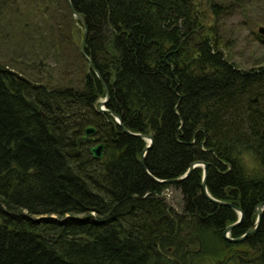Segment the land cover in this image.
I'll use <instances>...</instances> for the list:
<instances>
[{
    "label": "trees",
    "instance_id": "16d2710c",
    "mask_svg": "<svg viewBox=\"0 0 264 264\" xmlns=\"http://www.w3.org/2000/svg\"><path fill=\"white\" fill-rule=\"evenodd\" d=\"M69 2L82 24L64 0L5 9V29L19 17V39L0 58V264H174L191 244L185 231L212 257L249 247L222 240L233 213L202 197L200 167L175 185L190 219L163 204L170 185L138 165L145 142L97 113L104 89L78 45L85 28L104 108L152 138L143 160L150 176L172 180L205 163L212 198L253 203L264 201V59L238 69L215 36L196 35L195 0ZM88 126L95 142L80 140ZM95 143L104 144L101 159L89 155Z\"/></svg>",
    "mask_w": 264,
    "mask_h": 264
},
{
    "label": "rangeland",
    "instance_id": "374dc122",
    "mask_svg": "<svg viewBox=\"0 0 264 264\" xmlns=\"http://www.w3.org/2000/svg\"><path fill=\"white\" fill-rule=\"evenodd\" d=\"M195 1L197 5L199 4V12L203 18L202 31L198 30L196 35L200 36L202 33L205 36L207 32V37L210 35L215 36L221 42L220 49L238 69L247 70L262 63L264 44L260 43L258 39L264 40V33L259 34L257 30L258 28L264 30V0ZM4 2V5L0 4V40L2 38L3 43V45H0V58L5 59L3 62H6L7 57L16 50L15 45L19 37L13 38L12 32L18 29V24L13 19L18 20L19 17H13L12 14L11 29H5V21L10 18L9 10H5L7 9L6 6L11 5L12 2L15 3V0H5ZM212 5L215 6L214 14L212 13ZM22 8L26 10L25 5L21 2L19 10L15 8L14 14L18 16V12ZM27 19H30V17L24 18V20ZM194 46H197V41ZM23 47L26 49L27 44ZM50 65L53 64L50 63ZM52 75H55V72ZM102 100L103 98H100L98 103ZM103 109L105 108L103 107ZM246 160L245 162L248 163L249 159ZM245 170L249 171L246 167ZM177 201L178 199L175 198L173 203Z\"/></svg>",
    "mask_w": 264,
    "mask_h": 264
},
{
    "label": "flooded vegetation",
    "instance_id": "af4514ba",
    "mask_svg": "<svg viewBox=\"0 0 264 264\" xmlns=\"http://www.w3.org/2000/svg\"><path fill=\"white\" fill-rule=\"evenodd\" d=\"M206 174H207V170H206ZM168 185H170V187L167 190H165L162 194L163 204L164 202L169 203V205H165V204L164 205L175 216L183 215L188 219H190L186 214H183V210H184L183 201L180 191L178 190V188L175 187V185L177 184H168ZM262 189H264V184H262ZM175 198H177L178 201L176 203H173ZM217 201L234 207L232 208L228 206H216L209 202L216 210L227 209L233 213V221L230 223H225V225L222 228V231L220 233L222 240L230 245H238V244L242 245L245 244L244 242L246 241V244H248L249 247L245 245L243 250L235 249V248L232 250L226 249V251L220 254L219 258H216L210 256L207 253H204L205 251H203L202 245L198 240V234L194 235L191 234V232L193 231H185L182 232L181 235L187 236L189 240H191V244L190 243L183 244L184 249L180 259L177 260L174 258H170V259L173 261L174 264H264V201H260V202L258 201L253 203V202H249L247 199L236 200L235 198L230 197V195H226L224 199H219ZM259 204H263V206L259 211V217H258L254 212L257 205ZM235 208L239 210V212L241 213V220L239 221L238 225L231 228L227 232L226 234L227 239L233 240L240 238L245 234V232L248 229L254 227V231L239 243H232L223 238L224 230L230 225H233L238 222L239 214L236 212ZM247 209H249L250 211L249 217L245 216ZM238 234L240 235L237 236ZM227 251H233V252L230 253V255H227L226 254Z\"/></svg>",
    "mask_w": 264,
    "mask_h": 264
},
{
    "label": "water",
    "instance_id": "95a60500",
    "mask_svg": "<svg viewBox=\"0 0 264 264\" xmlns=\"http://www.w3.org/2000/svg\"><path fill=\"white\" fill-rule=\"evenodd\" d=\"M65 3H66V6L72 16V18L78 22H80L82 24V21L81 19L79 18V16L77 15V13L75 12V10L73 9L71 3L69 2V0H64ZM258 33L259 34H263L264 33V30L262 28H258ZM86 29L84 28L82 30V35H81V40L79 42V45H78V53L79 55L81 56V58L85 61V63L87 64V66L92 70L93 74L95 75L96 79L98 80V82L100 83V85L103 87L104 89V99L98 103V106H97V113H107L109 114L111 117H112V120L113 122L115 123V125L117 127L120 128L121 130V133L129 136V137H132V138H137V139H140L142 141L145 142V146L142 148L141 152H140V156H139V159H138V165L140 166L142 172L148 176L153 182H155L156 184H177V183H180L182 182L183 180H185L188 175L190 174V172L197 168V167H200L201 168V178H200V185H199V189H200V192L201 194L203 195V197L208 201L210 202L211 204L213 205H216V206H228V207H232L231 205H228V204H224V203H221L213 198H211L207 191H206V188H205V180H206V170H207V167H208V164H205V163H201V162H194V163H191L187 170L185 171V173L181 176V177H178L176 179H172V180H157L155 178H153L152 176H150L144 165H143V160H144V156L146 154V152L151 148L152 146V138L149 136V135H146V134H141V133H132V132H129L127 131L126 129H124L121 125V122H120V119L119 117L113 115L112 113H110L109 111L103 109V107L105 106L106 104V101L108 100V92H107V89L103 83V81L101 80L98 72L95 70V68L93 67L92 65V62L90 61V59L85 55L84 53V50H85V41H86ZM95 133V129L93 127H85L83 129V132H82V136L80 137V140L82 142H85L87 140L91 141V142H95L96 139L94 137H92V135H94ZM104 149V144L103 143H97L93 146H91L89 149H88V152H89V155L93 158V159H101L102 158V151ZM165 205H169V203L167 202H164ZM263 206V204H259L257 205L256 209H255V214L259 217V211L261 209V207ZM234 208V207H232ZM236 209V208H235ZM236 212L239 214V219H238V222L233 224V225H230L229 227H227L224 232H223V238L227 241H230L232 243H239L241 242L242 240L245 239V237H247L249 234H251L253 231H254V227L248 229L245 234L243 236H241L240 238H237V239H233V240H229L227 239L226 237V234L227 232L235 227L236 225H238L239 221L241 220V213L239 212V210L236 209Z\"/></svg>",
    "mask_w": 264,
    "mask_h": 264
}]
</instances>
